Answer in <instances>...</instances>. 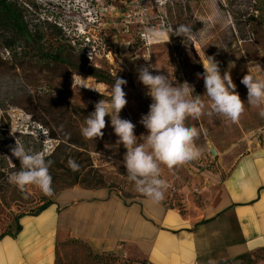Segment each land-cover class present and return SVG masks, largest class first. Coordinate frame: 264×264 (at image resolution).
<instances>
[{
  "label": "rangeland",
  "instance_id": "rangeland-1",
  "mask_svg": "<svg viewBox=\"0 0 264 264\" xmlns=\"http://www.w3.org/2000/svg\"><path fill=\"white\" fill-rule=\"evenodd\" d=\"M20 1L33 6V9L23 7L26 9L24 20L29 30L43 33V40L36 44L22 38L25 44L20 42L15 45V52L10 51L2 43L13 39V33L0 27V236L14 234L16 223L22 217L35 216L46 202L72 189L57 190L63 182L61 171H52L55 192L52 197L30 186L25 199L24 194L9 183V175L20 167L10 149L16 139L44 156L56 147L22 110L33 96L50 92L53 96H65L77 106H95L102 99L109 102L110 85L115 77L123 78L127 81L123 86L127 104L120 116L136 125L134 131L140 137L147 134L140 119L148 113L152 102L146 94L147 88L138 80L137 69L142 65H153L150 69L153 75H166L174 84L187 81L194 86V95H203L204 81L197 74H203L202 63L207 61V56L214 57L221 75L230 73L245 103L247 89L241 84L243 76L249 72L264 79V0ZM42 19L62 26L70 46L52 39L50 31L41 24ZM179 25L190 30V38L174 35ZM62 47L71 49V54L80 60L83 58V73L72 74L68 80H49L51 65L47 60L55 57ZM136 56L139 59H133ZM143 57H149L148 61ZM202 99L210 103L206 95ZM245 109L237 123L216 114L187 121L203 130L197 143L205 146V151L200 159L173 170L161 166V177L169 185L162 203L176 208L188 194L198 203L203 194L216 188L229 175L241 156L264 147L261 109L247 104ZM106 122L102 150L91 155L93 168L105 182L104 189L114 192L127 204L146 198L128 180L123 165L126 149L123 145L117 146L118 137L110 117H106ZM139 142H143V138ZM210 150L215 152L214 156L210 155ZM194 187L200 191H191ZM68 194H61L59 198ZM243 256L241 261L226 264H264V249ZM55 264L146 263L111 253L97 254L86 244L67 240L56 245Z\"/></svg>",
  "mask_w": 264,
  "mask_h": 264
},
{
  "label": "crops",
  "instance_id": "crops-1",
  "mask_svg": "<svg viewBox=\"0 0 264 264\" xmlns=\"http://www.w3.org/2000/svg\"><path fill=\"white\" fill-rule=\"evenodd\" d=\"M59 195L0 240V264H55V247L67 240L146 264H218L264 249V147L241 156L198 203L184 196L181 211L147 198L127 204L106 189Z\"/></svg>",
  "mask_w": 264,
  "mask_h": 264
},
{
  "label": "clouds",
  "instance_id": "clouds-1",
  "mask_svg": "<svg viewBox=\"0 0 264 264\" xmlns=\"http://www.w3.org/2000/svg\"><path fill=\"white\" fill-rule=\"evenodd\" d=\"M174 35L190 38V30L179 25ZM143 58L145 61L149 59ZM133 59H139V56ZM202 65L204 72L197 76L204 81L203 95L207 96L210 103H205L203 95H194L195 88L189 82L174 84L166 75H153L150 69L154 66L146 64L137 69L138 80L147 88L146 94L152 101L148 113L140 119L147 130L146 135L137 137L134 131L136 125L120 116L127 104L123 90L127 81L119 77H115V82L110 85L109 102L106 103L104 99L96 102L94 111L88 114L81 127L82 137L95 141L103 137L106 117H110L111 126L118 137L116 144L126 149L123 165L127 178L134 183L136 191L153 204L163 202L169 187L161 177V166L173 170L200 159L204 154L205 146L197 143L203 130L187 123L189 119L199 120L202 116L216 114L237 123L246 110V104L260 108L259 116L264 118V79L249 72L243 76L241 84L247 89L245 103L236 91L230 73L221 75L219 63L214 57L207 56V61ZM141 138L143 142H139ZM10 149L20 167L9 175V183L24 194L25 199L28 198L30 186L52 197L55 194L50 174L52 161L42 153L26 148L17 139L15 146H10ZM68 166L73 171L79 170V165L73 159H69Z\"/></svg>",
  "mask_w": 264,
  "mask_h": 264
},
{
  "label": "trees",
  "instance_id": "trees-1",
  "mask_svg": "<svg viewBox=\"0 0 264 264\" xmlns=\"http://www.w3.org/2000/svg\"><path fill=\"white\" fill-rule=\"evenodd\" d=\"M29 6L33 9L30 3L22 4L20 0H0V27L13 33V39L4 40L2 45L10 51L15 52L13 49L16 44H20L22 38L36 44L41 43L43 40V33L29 30L28 24L24 20L23 11L26 9L23 7L30 9ZM41 21V24L50 31L52 39L67 42L70 46L71 42L66 41V32L62 26L49 19H42ZM21 43L25 44L24 42ZM71 53H73L71 49L62 47L60 52L54 54L55 57L47 60L51 65L48 72L49 80H68L72 74L83 73L85 65V62H81L83 58L80 60ZM18 55L20 54H15V56ZM48 65L46 64L45 67H48ZM94 107L92 105L77 106L72 104L65 96L57 94L53 96L50 92H47L41 96H33L28 105L22 109L33 124L45 131L46 138L56 143L55 149L45 158L52 161L50 174L57 171L62 173L63 182L57 190L74 187L84 190L105 188V182L93 168L91 160L92 154L97 155L101 152L104 138H98L95 141L85 140L80 131L88 114L94 111ZM59 153L60 158H57ZM69 159L75 160L79 165L78 171H73L68 166ZM51 205L52 202H46L36 211L35 216ZM175 207L180 211L182 210L179 204ZM20 230L19 223H16L14 234H3L0 236V240L4 237L16 236ZM244 258L245 256H239L218 264L233 263Z\"/></svg>",
  "mask_w": 264,
  "mask_h": 264
},
{
  "label": "water",
  "instance_id": "water-1",
  "mask_svg": "<svg viewBox=\"0 0 264 264\" xmlns=\"http://www.w3.org/2000/svg\"><path fill=\"white\" fill-rule=\"evenodd\" d=\"M210 155L211 156H214L215 155V152L213 150H210Z\"/></svg>",
  "mask_w": 264,
  "mask_h": 264
},
{
  "label": "built area",
  "instance_id": "built-area-1",
  "mask_svg": "<svg viewBox=\"0 0 264 264\" xmlns=\"http://www.w3.org/2000/svg\"><path fill=\"white\" fill-rule=\"evenodd\" d=\"M172 191H173V192H175V189H173V188H172ZM193 192H195V193H196L197 191H196V190H194Z\"/></svg>",
  "mask_w": 264,
  "mask_h": 264
}]
</instances>
